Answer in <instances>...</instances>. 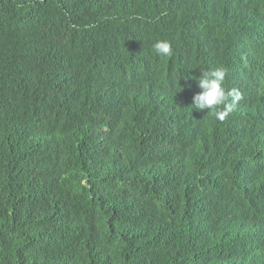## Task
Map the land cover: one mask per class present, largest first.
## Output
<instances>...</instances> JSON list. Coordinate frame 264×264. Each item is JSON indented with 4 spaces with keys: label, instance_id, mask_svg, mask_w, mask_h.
<instances>
[{
    "label": "trees",
    "instance_id": "trees-1",
    "mask_svg": "<svg viewBox=\"0 0 264 264\" xmlns=\"http://www.w3.org/2000/svg\"><path fill=\"white\" fill-rule=\"evenodd\" d=\"M263 25L264 0H0V264H264V127L191 109L250 55L264 124Z\"/></svg>",
    "mask_w": 264,
    "mask_h": 264
},
{
    "label": "clouds",
    "instance_id": "clouds-1",
    "mask_svg": "<svg viewBox=\"0 0 264 264\" xmlns=\"http://www.w3.org/2000/svg\"><path fill=\"white\" fill-rule=\"evenodd\" d=\"M153 49L157 56H170L172 54L171 45L166 40L156 41ZM243 67L245 77L241 75V66L231 71L230 76L225 67L201 72L197 79L200 91L193 95L191 109L211 112L216 120L223 122L231 115L237 105L242 106L245 102V108L251 119L256 121L258 127H264V124L258 120V110L251 106L250 101L255 94H258V91L255 88V91L251 92V84L248 85V64H243ZM238 68L239 74L237 73ZM241 78L245 79L246 83ZM233 79L238 81L240 87L233 85ZM224 81L227 82V87H225ZM259 97L264 98V93L262 92ZM241 100L243 102L239 103Z\"/></svg>",
    "mask_w": 264,
    "mask_h": 264
},
{
    "label": "water",
    "instance_id": "water-1",
    "mask_svg": "<svg viewBox=\"0 0 264 264\" xmlns=\"http://www.w3.org/2000/svg\"><path fill=\"white\" fill-rule=\"evenodd\" d=\"M264 26V25H263ZM264 37V36H263ZM259 45H260V43H259ZM262 55H264V40H263V45H262ZM254 49L255 50H258L259 51V46H258V39L256 40V46L254 47ZM251 60V56L249 55L248 56V59L247 60H245L244 59V57H243V54L241 55V56H236V55H234L233 54V52H231V59H230V62L235 66V67H239L240 68V66L241 65H243V64H245V63H247L248 61H250ZM263 61H264V58H263ZM253 64L257 67V61H256V59L254 60V62H253ZM259 67L261 68V67H263V65L262 64H259ZM239 68H238V70H237V73L239 74ZM225 69L228 71V69L225 67ZM234 69H230V71H233ZM252 78H254V80H253V82H251V80H250V82L249 83H253V84H255V80H256V77L255 76H253ZM197 77L195 78V80H194V83H193V85H192V88L191 89H194V92H195V94L196 93H198L199 91H200V89L198 88V84H197ZM241 80H244L245 81V79H243V78H241Z\"/></svg>",
    "mask_w": 264,
    "mask_h": 264
},
{
    "label": "bare ground",
    "instance_id": "bare-ground-1",
    "mask_svg": "<svg viewBox=\"0 0 264 264\" xmlns=\"http://www.w3.org/2000/svg\"><path fill=\"white\" fill-rule=\"evenodd\" d=\"M244 39V38H243ZM253 47V45L251 44V48ZM262 46H259V56H260V64H262L263 65V55H262V48H261ZM252 71H254V67L252 66ZM251 75H252V73H251ZM260 75V78H261V81H264V74L263 73H260L259 74ZM243 77H245L244 75H242ZM253 80H254V78H251V82H253ZM245 83H246V81H244ZM262 85V84H261ZM255 88H256V85L255 84H253V83H251V92H254L255 91ZM245 95V94H244ZM243 107V110L245 111V102H243V105H242ZM226 121H227V119L225 120V121H223V126H225L226 125Z\"/></svg>",
    "mask_w": 264,
    "mask_h": 264
}]
</instances>
